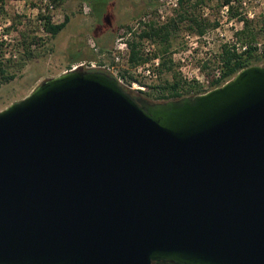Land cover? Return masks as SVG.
<instances>
[{
	"label": "water",
	"instance_id": "95a60500",
	"mask_svg": "<svg viewBox=\"0 0 264 264\" xmlns=\"http://www.w3.org/2000/svg\"><path fill=\"white\" fill-rule=\"evenodd\" d=\"M0 264H264V63L166 101L65 70L1 109Z\"/></svg>",
	"mask_w": 264,
	"mask_h": 264
},
{
	"label": "rangeland",
	"instance_id": "374dc122",
	"mask_svg": "<svg viewBox=\"0 0 264 264\" xmlns=\"http://www.w3.org/2000/svg\"><path fill=\"white\" fill-rule=\"evenodd\" d=\"M220 1L206 0L200 10L202 16L211 22L217 20L218 26L208 27L202 35L192 33L182 26L172 35L173 46L168 54H164L170 56L172 70L160 66L159 76L150 81L134 76L131 66L129 70L121 69L124 81L135 79L141 84L158 85L172 80V72L176 71L185 82L200 85L197 81H187L184 76L191 73L200 78L204 76L205 80L221 72V48L224 44H236L234 32L241 27L242 22L236 21L235 17L231 18L228 12H222ZM172 2L57 0L55 3L50 0H5L0 4V38H3L4 57L13 59L11 63L15 66L16 76L0 87V110L25 97L45 77L67 70L74 62L94 60L111 64L110 50L116 38L122 33L128 42L137 40L139 32L151 21L156 24L167 22L178 8V2L176 5ZM243 6L247 16L253 14L248 18L256 19L258 26L264 28V0H243ZM39 14L48 15L52 23L62 22L65 17H68V22L56 36L51 37L44 29L45 19L39 17ZM21 32L26 34L28 41L32 36L38 38L37 42L30 45L33 53L31 57L22 56L24 45ZM92 42L98 46V51L91 47ZM154 42L162 62L163 54L158 50L160 43ZM77 56L80 58L77 59ZM136 90L131 92L137 95ZM143 97L149 101H158Z\"/></svg>",
	"mask_w": 264,
	"mask_h": 264
},
{
	"label": "trees",
	"instance_id": "16d2710c",
	"mask_svg": "<svg viewBox=\"0 0 264 264\" xmlns=\"http://www.w3.org/2000/svg\"><path fill=\"white\" fill-rule=\"evenodd\" d=\"M57 3V0H50ZM5 0H0L3 4ZM178 8L175 15L163 24H156L150 22L143 28L137 40L129 41V65L135 66L143 62L144 58L140 50V41L142 38H149L152 41L160 43L158 48L162 55L161 67L172 70V63L168 54L173 46L172 35L177 33L183 26L189 29L192 33L202 35L210 26L215 27L219 25L217 20L210 21L201 14V7L206 3V0H177ZM236 3V5H235ZM227 5L228 15L231 18L235 17L236 21H241L242 25L234 32L236 36V44L229 46L224 44L221 48L220 63L221 72L218 78L211 76L208 78L206 88L200 85L187 83L178 74L172 72V80L165 81L158 85H145L144 90H136L137 95L133 94L131 90L127 89L133 96L150 98L152 100L166 101L169 99H176L183 96H195L203 93L211 88L222 85L224 82L233 77L242 68L263 62L264 63V28L258 26L256 19L248 18L246 11H244L243 0H221L219 7ZM48 7V4H46ZM44 20V29L51 36H56L67 24L68 17L62 22L52 23L48 15H41ZM22 43L24 45V53L22 56L31 57L33 55L30 50V45L37 42L38 38L32 36L28 41L24 32H21ZM238 44V45H237ZM244 47V48H243ZM3 43L0 42V87L13 80L16 76L15 66L11 62L12 58H5ZM78 57V56H77ZM78 57L77 59H79ZM145 99V98H144Z\"/></svg>",
	"mask_w": 264,
	"mask_h": 264
},
{
	"label": "built area",
	"instance_id": "2783aa9c",
	"mask_svg": "<svg viewBox=\"0 0 264 264\" xmlns=\"http://www.w3.org/2000/svg\"><path fill=\"white\" fill-rule=\"evenodd\" d=\"M172 1V0H169ZM173 5L177 4V0H173ZM228 7L224 5L222 7V12L227 13ZM249 17H252L253 14H248ZM161 17H163L161 15ZM4 35L3 37H5ZM6 38V37H5ZM3 38H0V42H2ZM91 47L98 51V46L95 42H92ZM244 48V47H243ZM111 55H112V62L106 63H97L94 60H79L77 62L72 63L67 70H74V69H83V70H99L108 73L109 75L113 76L123 87L134 90H144L145 85L139 83L137 80H131V82H125L124 77L122 76L121 69L129 70L131 66L129 65V53L130 48L128 41L126 40L125 36L121 33L114 42L112 47ZM141 53L144 58L143 62L132 66L134 76L143 77L146 79L156 80L159 76V68L161 66V57L156 52V44L154 41L150 40L149 38H142L141 39ZM220 76V72H216L214 78H218ZM187 81H197L203 88H206L208 80H204V76L200 78L197 75H193L188 73L187 76H184Z\"/></svg>",
	"mask_w": 264,
	"mask_h": 264
}]
</instances>
